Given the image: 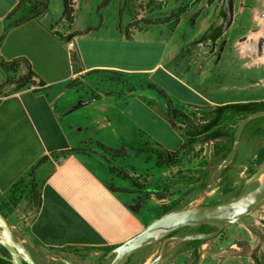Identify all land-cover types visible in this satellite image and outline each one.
Masks as SVG:
<instances>
[{
  "label": "rangeland",
  "instance_id": "1",
  "mask_svg": "<svg viewBox=\"0 0 264 264\" xmlns=\"http://www.w3.org/2000/svg\"><path fill=\"white\" fill-rule=\"evenodd\" d=\"M35 3L45 5L39 10V19L55 31L56 39L62 43L65 41L57 35L64 37L68 32L83 35L91 32L86 28L100 26V34H111L120 22L125 38L127 33L130 38V34L134 35L126 51L120 52L133 54V59L125 61L123 66L135 72L129 76L119 75L114 82L111 77L102 75L96 78L95 87L118 92V102L112 112L117 115L118 124L113 125L111 135L109 129L104 131L105 137L101 139L113 151L121 153L108 156L114 170L111 174L115 176L112 184L115 188L133 191L143 200L138 211L143 223L149 225L170 209L194 210L235 202L259 186L260 180L247 186L244 183L249 177L248 170L256 169L255 157L264 149V138L250 141L243 135L234 159L220 168L223 158H213V152L214 146H221L224 140L188 150L185 124L179 118H171L168 109L170 103L181 112L183 105L179 98L188 100L191 106L199 104L198 99L190 93L186 95L178 83L207 102L264 101V0H231L230 6L227 0H214L212 4L208 0H69L73 9L70 21L63 16L62 0H24L16 11L17 17L31 15ZM179 8L187 11L178 20L169 19ZM150 21L160 24L152 28ZM219 26L222 31L217 43L199 42L210 27ZM138 28L150 30L144 35L137 33ZM80 30L83 32L75 33ZM157 64L160 66L153 72L141 71ZM159 69L171 77L165 78L161 71L154 74ZM132 86L134 93L128 95ZM158 90L163 91L167 99ZM239 122L232 119L221 129L235 130ZM106 135L111 137L108 139ZM100 151L104 153L102 148ZM170 153H178L173 166L165 164ZM192 180L198 182L190 184ZM22 187L16 201L21 205L19 210L24 209L22 201L32 191L28 180ZM118 194L121 199L127 198L124 192L118 191ZM1 214L14 227V220L22 215L18 211L11 219L2 209ZM263 223L264 206L201 246L202 264H217V259L226 260V264H255L253 257L264 261ZM12 231L20 243L17 228ZM197 231L183 229L164 244L150 242L133 254L127 264H150L155 259H158L156 264H193L194 256L183 252L185 243L178 238ZM221 249H227V253L214 260L212 256ZM103 256L101 252L88 249L46 250L40 251L36 259L38 264H65L61 260L71 264H109L111 259Z\"/></svg>",
  "mask_w": 264,
  "mask_h": 264
},
{
  "label": "crops",
  "instance_id": "2",
  "mask_svg": "<svg viewBox=\"0 0 264 264\" xmlns=\"http://www.w3.org/2000/svg\"><path fill=\"white\" fill-rule=\"evenodd\" d=\"M21 5L19 0H0V208L11 219L21 211L15 227L5 220L11 229L17 228L20 243L37 264L36 256L46 250L88 249L104 255L101 249L118 247L148 224L139 217L143 200L133 191L113 186L110 154L100 151L102 147L112 150L101 138L108 129L111 135L113 125L118 124L112 113L118 92L95 87L96 78L102 75L114 82L119 75L135 72L123 66L133 54L120 52L126 51L134 35L125 38L120 22L111 34H100L102 26L86 28L91 32L83 35L68 32L64 37L71 39L62 43L52 28L43 25L38 12L17 17ZM148 23L152 28L160 24ZM149 30L136 31L145 35ZM79 32L83 31L75 33ZM68 43L73 46L69 48ZM111 47L116 51L109 50ZM2 65H8L7 70ZM27 65L34 84L16 90L18 80L28 74ZM159 66L141 71L153 72ZM159 71L165 78L171 77L163 69L154 74ZM39 82L44 86L39 87ZM178 84L186 95L190 93L199 101L191 106L179 98L181 112L194 123L206 107L228 104L207 102ZM133 93L132 86L127 94ZM70 151L76 153L67 154ZM27 180L33 190L22 201L24 209L19 210L16 201ZM118 191L127 198L121 199ZM226 250L212 257L216 260ZM183 252L194 256L193 264H202L200 248L197 259L192 250ZM217 260V264H226L224 259Z\"/></svg>",
  "mask_w": 264,
  "mask_h": 264
},
{
  "label": "water",
  "instance_id": "3",
  "mask_svg": "<svg viewBox=\"0 0 264 264\" xmlns=\"http://www.w3.org/2000/svg\"><path fill=\"white\" fill-rule=\"evenodd\" d=\"M228 2L231 5V0H228ZM260 118H264V111L250 114L238 123L233 133L231 151L223 159L220 168H223L226 163L234 159L246 125ZM259 180L261 181L259 186L241 200L194 210L171 211L160 216L137 235L110 251L105 258L111 259L109 264H127L130 257L148 243L161 241L164 244L174 237L172 236L174 233L183 229H198L205 226L214 229L209 234L195 233L185 238H178L184 243L190 241L208 242L216 239L224 230L249 218L264 206V161L245 180L244 186ZM0 246L7 251L11 264H36L26 247L16 241L11 227L1 213ZM157 260L155 259L150 264H156ZM61 261L65 264H71L65 260Z\"/></svg>",
  "mask_w": 264,
  "mask_h": 264
},
{
  "label": "trees",
  "instance_id": "4",
  "mask_svg": "<svg viewBox=\"0 0 264 264\" xmlns=\"http://www.w3.org/2000/svg\"><path fill=\"white\" fill-rule=\"evenodd\" d=\"M25 1L31 2L33 0H25ZM196 1H199V0H196ZM23 2H24V0H19V4H22ZM62 2H63V16L67 20L70 21L71 17H72L73 9H71V7L69 5V0H62ZM212 2H213V0H208L209 4H211ZM35 4H34L35 7H34L33 13H35V12L39 13L40 12L39 10L43 6L45 7V5H43L42 3H35ZM185 12H186V9H184V8L176 9V11H174L169 16V19L174 18V19L178 20L179 17L181 15H183ZM221 15L224 16L223 14H221ZM221 31H222L221 26L217 27L213 31L210 30L202 36V38L200 39L199 42L214 43L215 41H217L219 39V37L221 35ZM57 36L61 40L69 41L71 39V37L75 36V35L66 36V37H61L59 35H57ZM126 38L130 39L128 33L126 34ZM1 40H2V38H0V41ZM72 60H75V56L72 57ZM7 66L8 65H2V68L4 70H7ZM27 67H28V74L24 77H21L18 80V82L16 84V90H20V89H23L25 87H29V86L34 84V81L32 80L33 73L31 72L29 65H27ZM15 68H17V65ZM38 86L43 87L44 84L42 82H39ZM152 88H154V87H152ZM158 93L164 99H167V97L163 91L158 90ZM168 110H169V114H170L171 118H179L185 124V127H186V129L184 130V136L186 138L185 147H187L188 150L192 149L194 146H197V145L205 144L208 142H217L220 140H224V142L221 146H217V145L214 146V152H213V158L222 157L224 159L231 151L232 144H233V133L235 130H232V131L222 130L221 126L230 122L232 119H238L241 121L244 117H246L250 114H253V113L259 112V111H264V101H249V102L226 104V105L217 106V107H206L203 111V114L200 116L198 123H194L188 116H186L185 114H183L182 112H180L178 110L173 109L172 105L170 103H169V109ZM243 135H246L248 140H250V141L256 140V139H263L264 138V118L254 120V121L250 122L248 125H246V127L244 128L243 133H242V136ZM102 149L104 150V152H106L110 155L111 154L115 155V156L121 155V153L107 149L105 147H102ZM74 153H76V151L67 152V154H74ZM177 158H178V153H170L169 154V160H168V162H165V164L173 166L174 163H172V161L174 159H177ZM263 161H264V149H261L255 157V163H254L255 167L257 168ZM162 163L164 164L163 161H162ZM159 165H161V164H159ZM33 171H34V169L30 172V176L33 174ZM254 171H255V169L248 170L249 176L252 175ZM196 182H198V181L192 180V182L190 184H194ZM21 184H22L21 182L15 184L13 187L14 190H17V188ZM31 186H33V185L31 184ZM201 186L204 187L205 185H201ZM32 196H33V199H35L34 193ZM38 198H39V196H38ZM216 205L217 204H212L210 206H216ZM173 210L174 209H170L168 211H165L162 213V215L167 214ZM0 213H1V208H0ZM4 219H6V218L4 217ZM213 231H214L213 228L205 226V227L198 228L197 233L209 234V233H212ZM179 232L180 231L174 233L172 236L179 234ZM205 243L206 242H203V241H190V242L185 243L184 250H197L201 246H203ZM115 248H117V247H109V248L101 249V251L104 253L103 258H105V256L110 251L114 250ZM195 257L197 259V255ZM252 259H253V262L255 264H264V261H260L256 257H253ZM0 264H11L7 251L4 248H2L1 246H0Z\"/></svg>",
  "mask_w": 264,
  "mask_h": 264
},
{
  "label": "flooded vegetation",
  "instance_id": "5",
  "mask_svg": "<svg viewBox=\"0 0 264 264\" xmlns=\"http://www.w3.org/2000/svg\"><path fill=\"white\" fill-rule=\"evenodd\" d=\"M213 2H214V0H213ZM213 2H212V3H213ZM227 2H228V0H227ZM212 3H211V4H212ZM228 5L230 6V3H229V2H228ZM186 11H187V10H186ZM220 14H223V13L220 12ZM215 29H216V28H215ZM215 29H213V28L210 27V28L208 29V31H210V30L213 31V30H215ZM208 31H207V32H208ZM217 41H218V40H217ZM217 41H215L214 43H211V42H208V43H210V44H215V43H217ZM198 250H199V249H198ZM192 253L197 255V250H192Z\"/></svg>",
  "mask_w": 264,
  "mask_h": 264
},
{
  "label": "built area",
  "instance_id": "6",
  "mask_svg": "<svg viewBox=\"0 0 264 264\" xmlns=\"http://www.w3.org/2000/svg\"><path fill=\"white\" fill-rule=\"evenodd\" d=\"M158 2H162L163 0H157ZM67 46L71 48L73 45L71 43H68Z\"/></svg>",
  "mask_w": 264,
  "mask_h": 264
}]
</instances>
